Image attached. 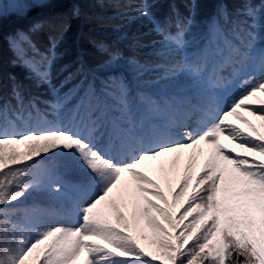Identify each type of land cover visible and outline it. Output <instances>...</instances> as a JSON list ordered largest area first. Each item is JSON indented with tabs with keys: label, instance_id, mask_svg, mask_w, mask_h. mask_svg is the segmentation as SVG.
Returning <instances> with one entry per match:
<instances>
[{
	"label": "snow or ice",
	"instance_id": "snow-or-ice-1",
	"mask_svg": "<svg viewBox=\"0 0 264 264\" xmlns=\"http://www.w3.org/2000/svg\"><path fill=\"white\" fill-rule=\"evenodd\" d=\"M45 2H0V19ZM159 2L124 4L158 37L134 42L146 58L93 41L106 58L78 57L68 91L54 72L67 22L44 48L45 21L0 37L30 82L10 73L0 95V264H264V0H216L200 19V0L162 19ZM34 193L60 209L22 206Z\"/></svg>",
	"mask_w": 264,
	"mask_h": 264
},
{
	"label": "trees",
	"instance_id": "trees-1",
	"mask_svg": "<svg viewBox=\"0 0 264 264\" xmlns=\"http://www.w3.org/2000/svg\"><path fill=\"white\" fill-rule=\"evenodd\" d=\"M118 2L121 5L119 8L108 4L101 7L96 0H49L43 6L32 7L24 16L14 13L5 15L0 19V37L15 33L17 30L27 32L33 23L45 21L43 30L33 37L34 41L43 48V45L48 44V36L55 35L59 25L67 22L70 26L59 48L62 56L56 64L55 74L57 82L65 81L66 77L72 81L70 74L79 67L78 57L83 56L88 66H94L106 58L94 47L93 41H103L109 46L119 47L126 55H135L140 59L146 58L150 53V48L136 47L134 42L148 44L151 40L157 39L158 37L151 32L152 24L144 17L133 19L137 13L124 7L126 3L138 4L140 0H118ZM169 2L170 0H160L154 10L158 18L162 19L169 13ZM215 2L216 0H200L202 7L198 19L210 15ZM74 3L80 4L82 9L80 17L71 16ZM177 3L182 8L181 0H177ZM11 56L7 42L0 39V95L5 98H9L11 91L8 79L10 73L15 74L19 81L28 84L21 71L10 65ZM80 79L76 77L74 83L78 85ZM71 85L72 83L65 85L63 90ZM30 91L35 94L31 88ZM39 93H43L44 98H49L47 90ZM12 103L14 104L15 101Z\"/></svg>",
	"mask_w": 264,
	"mask_h": 264
},
{
	"label": "rangeland",
	"instance_id": "rangeland-1",
	"mask_svg": "<svg viewBox=\"0 0 264 264\" xmlns=\"http://www.w3.org/2000/svg\"><path fill=\"white\" fill-rule=\"evenodd\" d=\"M47 1H49V0H46V2H47ZM0 2L4 3V4H6V5H10L11 3H13V0H0ZM46 2H45V3H46ZM10 13H13L12 10H11V8L8 9V13H7V14H10ZM7 14H6V15H7ZM49 33H50V32H49ZM46 46H47V45H43V48L46 47ZM59 60H60V59H59ZM59 60H58V61H59ZM58 61H57V62H58ZM57 62H56V64H57ZM56 64H55V66H54V72H55L56 67H57ZM17 68H18V70L21 71V73L23 74V76L26 77V75H27L26 70L23 69V68H20V67H17ZM74 80H75V79H73L72 81L67 80V82L65 83V85H68L69 83H72V85H71L68 89H66V90H64V91H68L69 89H72L74 85H76V84L74 83ZM29 83H30V82L28 81V84H29ZM41 87H42V88H39V89H37V88H35V87H32L31 90H32V91H35V93H39V92H43L44 90H47L46 86H41ZM239 88H240V86L237 85V86L233 89V92L238 93ZM244 114L247 115L246 113H244ZM230 119H233V122H234V123H238V124L240 123L239 121L235 120L234 118H230ZM248 119L251 120V122H252L253 124H256V125L259 127V122H258L254 117H248ZM240 126H241V127H245V128L247 127V126L244 125V124H240ZM260 130L263 132V128H261ZM225 143H227V142H225ZM167 163L170 165V163H171L170 158H169V160L167 161ZM186 164H187V156H185V158L182 160V162H181V168H183L184 165H186ZM66 179H67L69 182L75 183V182H78V181H82V180L84 179V176H83V173H82L80 170L73 168V169H71V170H69V171L67 172ZM39 199H41L44 203H46V204H41L42 206H44V207H49V208H50L51 210H53V211L56 210V209H54V207H57L58 210H59L60 207H61V202H60V201L52 200V199H51L50 197H48L47 195H43V194H35V193H34L33 195L29 196L26 200H23L22 206H29L28 203L31 202V203L33 204L34 201L36 202V201H38ZM32 204H31V205H32ZM65 207H67V206L65 205ZM48 220H49L50 223H56V222L64 223V222H66L64 219H61V218H59V217H57V216H55V215L49 217Z\"/></svg>",
	"mask_w": 264,
	"mask_h": 264
}]
</instances>
